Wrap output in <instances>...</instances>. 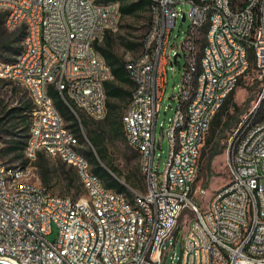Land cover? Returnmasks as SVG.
<instances>
[{"label":"built area","instance_id":"obj_1","mask_svg":"<svg viewBox=\"0 0 264 264\" xmlns=\"http://www.w3.org/2000/svg\"><path fill=\"white\" fill-rule=\"evenodd\" d=\"M11 1L14 12L10 23H33L30 54L9 67H2L0 59V72H16L32 82L37 97V107L31 111L35 144L38 139L52 141L56 155L76 159V167H81L97 191L99 214L92 216H99V226L84 229L81 206L71 195H57L46 186L42 191L31 189L15 203L0 198V254H28L31 264H145L146 250L154 245L147 244L148 228H157L156 244H163V252L155 260L164 264L167 242L180 233V217L191 208L194 214L188 216H196V224L184 240V253L176 261L173 257L172 264H264V118L249 124L257 125V132H249V126L241 130L244 140H237L235 166H227L231 168L232 187L214 190L215 201L208 212H201L194 198L197 193L203 195V186L196 189L199 175H192L196 139L207 136V121H213L217 101L227 86L237 85L238 72L246 65L239 39H250L257 45L260 73L255 79L264 93V8H254L256 0H234V5H227L226 0H154L142 49L155 45V62L127 61L131 79L137 80L127 111L128 137L138 138L140 163L148 168L150 180L149 189L138 192L148 208L149 222L143 232H136L138 212L129 201L99 187L97 175L85 172L61 129L59 113H54L50 90L40 95L44 78H57L66 95L62 74H69L77 90L98 106V113L90 117L102 119L104 94H99L97 74L111 75L104 72L98 56L90 53L85 37L97 33L100 23L113 26L114 31L121 9L117 4L96 6V0ZM186 4L189 6L184 10ZM159 8H166V18H159ZM181 16L183 22L190 19L189 28L180 43H171ZM251 26H258V35H251ZM197 34L210 38L206 55H197L201 46ZM37 37H44V45H37ZM183 53L187 57L183 81L172 96L177 107L163 128L169 154L160 170L156 126L168 79L167 65L170 62L176 69ZM197 60H205V68H197ZM190 91H197L198 99L189 100ZM182 109H189L192 125H184ZM172 135H179V144H172ZM108 198H117V206L108 207ZM151 203H158V218H151ZM245 204H252V212H245ZM54 224L58 235L50 239ZM244 224H253V231L244 232Z\"/></svg>","mask_w":264,"mask_h":264},{"label":"bare ground","instance_id":"obj_2","mask_svg":"<svg viewBox=\"0 0 264 264\" xmlns=\"http://www.w3.org/2000/svg\"><path fill=\"white\" fill-rule=\"evenodd\" d=\"M150 14L151 11H154V0H150ZM6 9L8 10V14L6 15V23L10 28H16L18 26L24 25L26 29V34L23 40V49L22 51L17 54L15 59L11 62L4 61L2 59V67H9L13 65H17L19 61H22V58L25 57L26 54H30V46L28 43L30 35L33 34V23L28 20H21V21H14L10 23L13 17L14 12V3L11 0H3ZM227 5H234V0H226ZM118 5L120 8V2L116 0H108V1H101L96 0V6L99 7H111L114 5ZM254 8L256 9H263L264 8V0H256L254 1ZM159 18H166V8H159ZM121 19V12L118 13L116 16L115 24H114V31L117 30L118 25ZM113 31V26L107 25V23H100L97 28V33H90L88 37H85V44L89 45L90 53L95 54L99 58V63L101 66H104V72L109 73L111 78L105 74H97V84L99 87V94H104L103 99V113L102 119L106 116L108 112V93L106 89V82L110 79H113L114 75L112 72V67L106 60V58L102 55L100 50L97 47V44L100 43L107 32ZM251 35H258V26H251ZM205 37V44L202 45L201 39L203 40ZM197 41L200 47H197V55H206L208 53V47L210 46V38H207V34H197ZM37 45H44V37H37ZM239 46L242 52L244 53V60H245V67L242 69V72H238V81L237 85H229L227 86V91H225L224 96L221 97L217 101V105L215 107V113L213 116V120L216 117L218 111L223 106L224 102L226 101L227 97L232 93L237 86L239 85L240 81L242 80L243 76L249 71L251 67H253V71L255 76L258 77V73H260V62H258V50L257 45L251 44L250 39H239ZM201 50V54L198 51ZM136 60H147L148 62H155L156 59V46L155 45H147L145 49H141V52L134 58ZM130 61H133L130 60ZM129 70V66H127ZM197 68H205V60H197ZM129 74L131 77V70H129ZM0 78L8 79L14 83H17L23 86L29 95L31 100L32 107H37V97L34 95V86L32 82H29L28 79L23 78V75L17 74L16 72H0ZM134 85L132 90H137V80H132ZM51 85L58 91L61 99L63 100L64 104L76 115V117L81 121V117L79 111L85 113L88 117L90 114H97L98 113V106H95L88 98L83 96V93L80 90H77L76 84H73V80L70 79L69 74H62V86L66 89V95L63 94L61 91L60 86L58 85L57 78H44V85H40V95H47V89L50 90ZM54 90V89H53ZM69 102H68V100ZM198 99V92L197 91H190L189 93V100H196ZM264 100V93H259L258 101L253 109L246 115L245 119L241 120L239 126L235 130L234 134L231 137L232 139L236 137L237 140H244V132L241 130L245 127L249 126V132H257V125H249L250 123L254 122L253 118L257 111V108L260 102ZM50 102L53 105L54 113H59V121L61 125V129L65 131V137H68V144L69 146H74V155L79 157L83 164L85 165V172L89 175H97L92 170V163L85 156L80 148L81 141L76 133L69 127L66 119L64 118L61 111L58 109L54 102V98L52 94H50ZM70 103V104H69ZM74 107H72V106ZM132 106V95L128 107L125 112L124 124H125V132L129 143L138 150V138L136 137H128V123H127V111L129 107ZM77 110V111H76ZM30 110V127H29V135L27 136L25 142L24 153L27 159V163L25 162H14L8 163L5 162L2 158H0V198L6 199L8 203H15V201L23 200L24 197L27 196L28 190L35 189V191H42L45 186L33 181L29 178V169L32 162L37 158L40 151H45L48 154L56 155L54 153V144L52 141H46L45 139H38L37 144H35V117L31 116ZM182 121L184 125H192V117L189 114V109H182ZM213 121H207L206 126V135L209 133ZM3 137V136H2ZM204 139H196L195 144V156H194V163L195 166L192 167V175H199L200 173V161L202 156V147ZM237 140L233 147V150H228L227 155V166H235V147H237ZM35 144V145H34ZM172 144H179V135H172ZM83 145V144H82ZM4 146V142L0 143V151ZM230 148V147H229ZM64 161L73 165L77 170L78 176L82 181V185L86 191V197L81 198H74L71 196V199H76V205L81 206V216H80V223L83 224L85 230H92V226H99V216H92V214H99V206H95V199H97V191L93 188L91 182L87 180L82 172L81 167H76V159H71L70 156H60ZM2 161V162H1ZM144 167V171L148 174V168ZM229 175H231V168H228ZM98 186L105 187L106 192L114 193L115 196L121 197L123 201H129V204L132 210L138 212V219L136 220L135 224V231L136 232H143L145 230V225H148L149 222V215H148V208L143 198H140L139 193L133 195V200H130L126 193L108 188L102 178L98 175ZM148 189L150 187V180L148 175ZM225 187H232V179L229 180V183ZM208 190L206 187H203V195L207 194ZM57 194V193H55ZM61 195V194H57ZM215 201V194L213 195L210 205L213 204ZM117 206V198H108V207H115ZM209 209V208H208ZM208 209H204L201 206V212H208ZM245 212H252V204H245ZM151 218H158V203H151ZM196 224V216H193V219L190 221V227L188 230L187 235H184L183 244H182V253H184V240H188V237L191 235L192 226ZM253 231V224H244V232H251ZM158 241V233L157 228H148L147 232V244H154L152 247L146 250V257H145V264H159L157 262V258L163 252V244H156ZM0 259H7L15 264H31L30 260H28V254L22 253H3L0 254ZM249 264H263V262H249Z\"/></svg>","mask_w":264,"mask_h":264},{"label":"rangeland","instance_id":"obj_3","mask_svg":"<svg viewBox=\"0 0 264 264\" xmlns=\"http://www.w3.org/2000/svg\"><path fill=\"white\" fill-rule=\"evenodd\" d=\"M188 4L183 6V9H188ZM0 8H6L3 0H0ZM6 22V18H5ZM7 25V23H6ZM190 25V19L188 18L183 22L182 16L178 19L177 26L172 32L171 43L173 42H181L183 40L184 35L186 34ZM8 26V25H7ZM9 27V26H8ZM20 27V26H19ZM10 28V27H9ZM18 28V27H17ZM1 29V27H0ZM16 29V28H10ZM148 13L140 12L136 15L130 16H121L120 23L116 31H112L116 37V47L118 52L121 53L127 61L134 59L142 49V45L136 44L134 47L128 46L126 41H133L138 43L142 41L145 35L148 32ZM26 30V29H25ZM26 34V32H25ZM25 37V36H24ZM24 40V38H23ZM104 39L101 41L103 44ZM23 45V41H22ZM176 48V46H174ZM23 49V47H22ZM201 54V50L198 51ZM11 62V61H10ZM187 57L186 54L183 53L182 56L179 57V63L176 64V69L172 68V64L169 62L167 65L168 70V79L166 84L165 93L161 102L162 108L160 115L157 120L156 132H157V143L160 144L156 150V163L160 162V170H163L165 167V161L169 154V140L164 134V127H166L169 118L173 115L177 102L172 99V96L178 92L179 87L183 81V74L186 67ZM251 67L249 71L243 76L241 84L236 88V93L234 96L235 104L229 107V111L227 115H224L222 118V126L217 131V134L213 138L210 144L207 143V138L210 137V131L207 134L204 142H203V151L205 154L201 157L200 161V173L199 177L195 183V188L206 187L208 192L205 195L195 194V200L204 208L208 209L210 207L211 199L214 195V190L219 187H225L229 183V170L227 168V155L228 150H233V147L236 143L237 137L232 139L231 137L234 134L235 130L239 126L241 120L245 119L246 115L253 109L256 105L260 93V84L255 79V73ZM27 90L8 79L0 78V102L2 104H6L8 106L17 105L19 99L24 97L28 99ZM169 104L171 106H169ZM127 109V108H126ZM30 113V111H29ZM81 119L84 117L89 118L85 113L79 111ZM98 122L102 119H96ZM31 121V117H30ZM106 122V121H105ZM68 123V122H67ZM110 124V123H109ZM108 123L106 124V131L109 129ZM82 131L85 136V142H83V146L85 148L91 147L92 144L87 136V129L85 126H82ZM29 135V130H28ZM27 135V136H28ZM127 136V135H126ZM106 137V145H107V157L103 160V165L107 168L116 166L118 167L117 173L115 175L120 179V181L126 183L129 189L132 191L133 195L137 192H145L148 188V174L144 171V167H142V173L145 175V183L146 189H139L132 184H130L128 180L129 171L132 167H135L140 163V156L136 154L135 148L129 143L128 138L124 139L121 137H112L111 133L107 131L105 134ZM27 139V137H26ZM9 143L4 139V146L0 151V158H2L5 162L14 163L17 161L27 163V159L25 157V153L21 157H15L13 154H8L7 148ZM230 147V148H229ZM220 151L218 154H215L211 159L210 164L208 161L214 151ZM46 156V159L52 164V171L50 174V181L48 184H45L42 179V173L40 172L39 167L36 164L37 158L32 162L29 169V178L33 181L40 183L46 187H48L52 192L61 194V195H71L74 198H85L86 191L83 187V190H78L76 188L68 191L65 188L66 176L60 168L61 158L58 155H51L46 153L45 151H40ZM39 152V153H40ZM39 155V154H38ZM38 157V156H37ZM82 182V181H81ZM136 191V192H135ZM194 214L191 208H187L182 216L180 217L179 224L182 225V229L180 233L171 238L167 242L168 254L165 259L164 264H172V259L174 257V261H176L177 256L182 253V244L184 235H187L190 221L193 219V216H188ZM58 235V227L56 224L53 225V232L48 235V238L55 239ZM174 243V244H172Z\"/></svg>","mask_w":264,"mask_h":264},{"label":"trees","instance_id":"obj_4","mask_svg":"<svg viewBox=\"0 0 264 264\" xmlns=\"http://www.w3.org/2000/svg\"><path fill=\"white\" fill-rule=\"evenodd\" d=\"M116 1L120 2L121 16L123 17L136 15L140 12H147L149 28L152 19L150 14V0ZM7 14L8 10L6 8H0V57L4 61L10 62L13 61L17 54L22 51V41L26 30L24 25H21L20 27L18 26L16 29H10L5 22ZM115 41V34L112 31H109L104 37L103 44H101V42L97 44L98 49L111 65L114 75L113 79H110L106 82V89L108 93V112L101 121L98 122L92 117H84L80 121L76 115L72 113V111L64 104L58 91L53 85L50 87V93L54 98L56 106L68 122L69 127H71V129L79 137L81 141V147H78V149L80 148L81 152L87 156L92 163L93 172L102 178L104 184L108 188L122 191L126 193L130 200H133V193L129 189L128 185L120 181V179L115 175V172L117 173L118 171V167L113 166L107 168L102 162L106 159L108 154L105 137L107 131L109 134L111 133L112 137H121L124 139L127 138L123 115L126 107H128L127 105L130 102L134 85L127 68V60L124 59L123 55L118 52ZM142 41L138 43L126 41L125 44L130 47H134L136 44L142 45ZM201 43L202 45L205 44V37H203V40L201 39ZM241 81L239 84H241ZM235 93V90L230 93L214 118L210 129V137L207 138L208 144L211 143L217 134V131L221 128L222 118L224 115L228 114L229 107L233 104L237 106L233 100ZM31 108L32 105L29 96L28 99L21 97L18 104L11 107L0 102V136H3L2 138L6 139V141L9 143L6 153L13 154L15 157H21L24 153L26 137L30 127L29 111ZM256 112L257 113H255L256 115H254L253 121L264 118V100L260 102ZM107 123L110 124L108 125L109 129L106 131L105 126ZM82 126H85L87 129V136L89 137V140L92 144L91 147L85 148L82 145V143L85 142ZM135 150L136 154L140 156V152L137 149ZM219 152V150L212 152L208 164H210L214 155L218 154ZM204 154L205 152L202 150V156ZM36 164L42 173V179L44 183L48 184L50 181L52 164L41 152L37 157ZM60 168H62V171L66 176L67 180L65 183V188L68 191H71L74 188L83 190L82 182L78 176L77 170L73 165L67 163L61 158ZM142 170L141 163L137 164L135 167H132L129 171L128 180L133 186L145 190V175L142 173Z\"/></svg>","mask_w":264,"mask_h":264},{"label":"water","instance_id":"obj_5","mask_svg":"<svg viewBox=\"0 0 264 264\" xmlns=\"http://www.w3.org/2000/svg\"><path fill=\"white\" fill-rule=\"evenodd\" d=\"M183 19H185V17H183ZM0 264H15V263L7 259H0Z\"/></svg>","mask_w":264,"mask_h":264},{"label":"crops","instance_id":"obj_6","mask_svg":"<svg viewBox=\"0 0 264 264\" xmlns=\"http://www.w3.org/2000/svg\"><path fill=\"white\" fill-rule=\"evenodd\" d=\"M238 87V86H237ZM236 90V89H235ZM234 100V99H233ZM128 106V105H127ZM127 108V107H126ZM125 112H126V109L124 111V115H123V121H124V116H125Z\"/></svg>","mask_w":264,"mask_h":264}]
</instances>
